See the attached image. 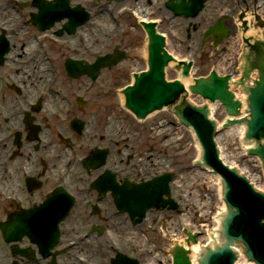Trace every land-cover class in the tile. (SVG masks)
Segmentation results:
<instances>
[{
    "label": "flooded vegetation",
    "instance_id": "obj_1",
    "mask_svg": "<svg viewBox=\"0 0 264 264\" xmlns=\"http://www.w3.org/2000/svg\"><path fill=\"white\" fill-rule=\"evenodd\" d=\"M33 7L18 25L15 9L20 7L16 0H0V90L6 86L15 92V100L23 99L18 108L9 113L6 110L12 106L2 103L4 108H1L0 105V132L6 130L0 136V200L5 205L0 215V260L6 259L3 264H64L68 259L72 264H113L118 254L123 253L137 258L140 264L146 239V234L140 230L145 223L135 226L128 213L118 210L117 191H127L128 186L92 184L106 170L114 173L115 181L120 184L129 179L140 181V127L137 133V127L123 118L119 107V113L111 114L103 107L102 112L97 110L101 122L93 131V123L77 111L79 108L84 111L80 100L82 93L96 86L91 87L87 79L32 75L48 70L47 47L50 46L45 36L48 31L42 32L29 23L40 11ZM8 11L13 16H6ZM30 41L37 49L29 51L28 46L26 52L17 51ZM52 49L63 58L57 45ZM24 58L31 62L30 65ZM72 89L75 90L72 92ZM107 91L112 96L111 90ZM75 118L84 121L82 132L72 127ZM51 123L55 125L50 126ZM24 147L27 154L23 152ZM31 147L37 152L36 158L40 156L44 160L50 155L54 161L61 162L55 168L63 172L56 177L53 175L55 178L49 186L46 185L50 176L45 175V161L41 171L35 174L40 165L31 162L34 155L29 151ZM44 149L51 150L45 151V155ZM20 155L21 161L28 166L21 164L18 172L16 167L10 168L9 163ZM94 158L104 160L98 169H88L82 163V160ZM12 174L16 176L10 183ZM106 177L113 180L110 175ZM100 188L106 191L101 193ZM123 225L126 228L119 230ZM128 234L138 243L125 245L122 239ZM51 241L54 242L49 243ZM153 248L155 250L148 255L150 258L157 249L165 247L154 245ZM159 264H169L165 255Z\"/></svg>",
    "mask_w": 264,
    "mask_h": 264
},
{
    "label": "rangeland",
    "instance_id": "obj_2",
    "mask_svg": "<svg viewBox=\"0 0 264 264\" xmlns=\"http://www.w3.org/2000/svg\"><path fill=\"white\" fill-rule=\"evenodd\" d=\"M142 0H125L124 3H120L117 4L116 2L112 3L111 5H109V8L105 10L106 5H101L97 7V10L99 11L100 8L104 9L102 10V13H97L96 9H93V16L94 19H92L93 21L90 22L89 24L87 23L86 26V31H77V37L76 40L74 39V35L70 36L69 38L73 41V44L76 45H81V57L87 59V61L89 62H94L95 59L93 57L90 56V50L92 48L96 49L98 52H101L102 54L105 53H109V52H113L115 45H119L121 44L122 46H120L121 48L124 47V50L127 51L128 54V58L126 60H124L123 62H121L118 66L112 68V69H104L101 72L100 76H103L100 83L95 87V88H90L88 90V92L86 93H82V96L84 97V99L87 101V104L84 105L83 109L84 111L82 112L79 108V110L77 111L78 114H80L81 116H84L86 118V120L88 122H92V129L93 131H95L96 128V124L101 122V116L100 113L97 112L103 111V107L107 108L106 111L108 110V113L111 114L112 112L115 111V113H119V111H117V107H118V101L116 98L110 96L108 94V89L110 87V85L112 84L113 81H115L116 79H120L121 84H126V83H130L133 81L132 79V72L134 71H138V70H143L145 68H147V59L144 55V50L145 47L147 45V38H146V33L138 26V24L136 23L137 18H135L133 16V18L136 20L132 21L129 17H118L117 19V23L113 22L110 17L108 16V10H112V9H118L121 6H123V4H137L138 2H140ZM163 1L165 0H152L153 5H148L147 6V2L146 0L140 3L142 7H140V11L145 14V15H150V16H164V17H169L170 16V12H159L157 8H159V6H161L163 4ZM100 2L105 3L104 0H100ZM229 5L230 4H224L221 6H217L223 9L228 10L229 9ZM236 4L235 3H231V7H235ZM252 6V3H251ZM155 13H152V12ZM29 12H31V8L30 7H23V8H16L15 9V13H16V24L20 25L21 24V18L22 17H26L28 16ZM7 21V20H6ZM179 21L182 22V20L180 18L176 19V26L174 24V28H175V32L179 33V30H181L180 34L181 36H183V38H177L175 40L170 41L169 40V50L172 53H176L179 56H186V54H189L191 52H198L197 50V45L198 42L195 41V43H190V41H188L187 39L184 38L185 34H187L188 36H192V33L195 32L196 37L199 36V28L203 27V25H198V28H193L191 29L189 27L188 24H181L179 26ZM15 22H10L11 24L15 23ZM98 22H102L101 25H98ZM93 25H95L93 27ZM89 26V28H88ZM82 27V26H81ZM25 28V27H24ZM90 29H94L96 30V32H92L89 36H93L94 38H97L98 40H92L91 43L88 42L89 44L85 45L87 36V32L89 33V31L91 32ZM166 26H164L162 28V30H165ZM93 30V31H94ZM121 31L125 33H128L126 36L124 35L120 40H118L115 36V33H121ZM80 32H83V34H81ZM164 32V31H163ZM74 33V34H76ZM104 36L107 39H104ZM82 38V40H81ZM85 40V41H84ZM178 40V41H177ZM175 41V42H174ZM47 49H49V55L53 57V59L56 61V66L54 68H56L58 75L57 76H67L64 68H59L57 63L61 65V62L63 60H65L64 56H65V52L63 53V59H59V57H61L57 51H55V49H52V46H48ZM38 56L42 57L41 54L39 53ZM200 58V67L198 69L195 70L194 75H202L205 74L206 72H208L209 68H210V63L215 60L214 56L210 55V51H208L206 54H202ZM25 63L29 64L31 62L28 61L27 58H24ZM47 63V62H46ZM47 67H49V63H47ZM59 65V66H60ZM27 66V65H25ZM51 68V67H50ZM230 68H221L220 71L224 72V70H228ZM54 73H48V76H53ZM178 72L176 71V69L174 68H170L168 70V78L169 79H174L177 78L179 75H177ZM86 76V75H84ZM83 78L80 77L78 80H82ZM76 83V82H75ZM73 83V84H75ZM44 84V82H43ZM63 85L66 87L67 84L65 82V80H63ZM69 89V88H68ZM75 89H72V92ZM14 94L15 92L13 90H11L10 88H7L6 86H3L2 89L0 90V105L3 103L4 106H7L8 104L10 106H12L13 108L6 110L7 113L12 112L14 109L18 108V105L20 104V102L23 101V99L21 100H15L14 99ZM64 105V103H63ZM98 106V108L96 109V107ZM1 108H4L1 105ZM49 120V119H48ZM146 123H149L147 125H145L144 127H149L152 125L153 121L155 122H159L161 123L162 121H166L165 123L167 124L168 122L172 123L173 121H175L174 117L171 116L169 114V112H165V111H161L159 113H156L153 115V117H150L149 119L146 120ZM53 122V121H51ZM127 122V121H126ZM2 123V119L0 117V124ZM56 123V122H55ZM128 123V122H127ZM129 124V123H128ZM54 123H51L50 126H54ZM134 125V124H132ZM135 126V125H134ZM141 126L142 124H140V150H142L144 147H142L141 145ZM137 130L136 132H139V127L138 125L136 126ZM162 133L164 132H168V130L166 129H161ZM6 130L3 129L0 132V136L5 134ZM191 133V134H190ZM162 135V134H161ZM180 135H186V136H191L192 139V156L193 158L197 157V155L199 154L197 145H196V139L194 137V134L187 130L185 127L182 126V128H180ZM137 140V139H136ZM148 142H153L154 138L148 136L147 137ZM219 144L221 145V147L226 151V153L228 155H230V160H235L236 162L242 164V165H246L248 164L251 168V172L253 173V171L258 172L259 170L257 169L256 166L252 165V163H254V160H249L247 158H245L242 155V146L240 144L239 138H238V134L236 132H232L231 134H228L226 136H219ZM51 149H44L43 153L45 154V151H50ZM31 151L34 155L33 157H31L32 159V163H36V165H40V168L37 169L35 174H38L41 169H42V165H43V161L46 162V174L47 177L50 176V180L49 182H46V185L49 186L51 185L52 180L56 177V175L60 172H63V170H58L57 168H55L57 166L58 162L57 160H53L52 156L50 155H46V158L44 160L40 159L41 157H35V154L37 153L36 150H34V147H31V149L29 150ZM23 152L25 154H27L25 152V147L23 149ZM161 152H168L167 148L162 145L157 152L153 153L154 156H159ZM12 153V151L10 152ZM9 152L7 154H10ZM152 155V154H151ZM21 157L20 156H16V160L12 159L9 163V167L11 168L12 166L16 167V169L18 170V172L20 171V166L21 164H25L26 166H28V163L26 162H22L21 161ZM63 161V160H61ZM255 168V169H254ZM53 175H55V177H53ZM194 182L195 185H193L194 188H192V194L194 195V198L196 197V200L198 202V200H200V203L203 204L202 209H197L196 207H194L193 211H192V219H193V228H202V224L204 222H207L206 217L203 216V210H207L208 211V206L210 204V202H212L213 200H217L218 199V193H217V187H216V182L215 179L209 175L206 174L204 172H201V170L195 169L193 171V173L191 175L186 176L185 178L182 179L181 187H183V183H188V182ZM21 184H22V179H21ZM179 184V183H178ZM10 191V190H7ZM207 196V197H206ZM1 197V196H0ZM209 199V200H208ZM5 208V205L3 203L2 200H0V215L2 213V209ZM195 209H197V211H195ZM202 212L201 214H198ZM80 211H78V215H79ZM209 219L211 220V218L209 217ZM211 223V221H208ZM146 261V260H145ZM7 262L6 259H1L0 260V264H3ZM147 263H149L147 261Z\"/></svg>",
    "mask_w": 264,
    "mask_h": 264
},
{
    "label": "water",
    "instance_id": "obj_3",
    "mask_svg": "<svg viewBox=\"0 0 264 264\" xmlns=\"http://www.w3.org/2000/svg\"><path fill=\"white\" fill-rule=\"evenodd\" d=\"M186 1L187 0H178L176 4L171 2L170 5L176 12L183 13L197 0H189L190 2L188 4ZM201 2L202 0H198L195 5L198 7ZM148 32L151 37L150 72L142 75L136 85L127 90L128 107L141 118L155 109L161 108L164 104L173 102L178 91H180V87L177 83H164L163 70L164 66L167 64V58L161 55L162 42L158 36L154 34L152 28H149ZM247 38L253 39V36H248ZM148 52L149 50L147 47V59L149 56ZM103 61L105 60L101 58L100 61L92 67L93 70H96L95 72L90 70V73L93 72V76L97 75L99 69L105 65ZM68 68L70 70L73 69L71 65H68ZM87 68H82L81 73L84 71L89 72ZM260 70L262 80L251 95L252 119L249 121L250 131L248 133L249 137L257 139L264 137V63L261 65ZM186 73L187 70L185 71V74ZM131 76L133 79V75ZM193 89L206 97L220 99L224 103H228L231 100V96L227 91L226 79L218 78L215 75L207 80H197V85L194 86ZM122 98L124 102L125 96H122ZM172 108L173 107L166 109L165 112L172 111ZM194 120L197 130L205 144L209 163L223 173L231 188L229 199L234 205L240 208L243 214L242 217L235 219L233 232L236 235L243 234L245 236L250 245L249 254L254 259L264 264V224L261 222L264 218V198L255 194L244 180L237 178L233 173L220 166L211 142L210 128L197 115L194 117ZM252 153L260 155L264 160V145L261 146L260 149L252 151ZM189 248L191 249V246ZM192 256L196 257V255L193 254ZM244 258V256H241L239 259ZM214 264H231V258L229 255H225L218 258Z\"/></svg>",
    "mask_w": 264,
    "mask_h": 264
},
{
    "label": "bare ground",
    "instance_id": "obj_4",
    "mask_svg": "<svg viewBox=\"0 0 264 264\" xmlns=\"http://www.w3.org/2000/svg\"><path fill=\"white\" fill-rule=\"evenodd\" d=\"M243 1H245V3H243ZM241 2L243 4L241 3L242 6H239V8H238V10L241 13V16L239 18H238V15L236 16L237 17V19H236V21H237L236 24L237 25L236 26H237V29L238 30L240 29V33H237L238 35H237V38L236 39L237 40H240V39L245 38V37H248V36L262 37L263 31H264V27L260 25L261 21H258L254 17V15L252 13V9L249 7V0H241ZM3 14H5L4 10H3ZM6 16H13V13L11 11H8L6 13ZM180 38H181V35H180ZM92 40H98V39L97 38H94L93 36H89V41H92ZM26 47H28L29 51H32L35 48L37 49V46L30 41V42L27 43V45L25 44L24 47H18L17 48V51L22 50L23 52H26L25 51V48ZM147 47H148V42H147V45H146L145 50H144V55H145L146 59H147ZM48 72H52V70L49 68V71L47 69L43 70L41 72V75L40 74H37V73L36 74H32V75L36 76L37 78H39L40 76H43L45 78V76L48 74ZM182 81L187 85V84L191 83V78L182 79ZM39 82H41V81H39ZM119 99H120L121 102H123L122 96H120ZM153 115L154 114H151V115H149V117H153ZM242 130L243 129H241V128H234V129H231V130H228V131L224 132L222 134V136H226L228 134H231L232 132H236L237 134L238 133L241 134L242 133ZM176 135L177 134H175L174 137H173V141L174 142H177L178 139H179V138H176L175 137ZM225 157L228 159V155L226 153H225ZM146 163L149 164V161H147ZM14 176H16V175L12 174L9 177L10 183H12V180H14L13 179ZM193 185H195V183L194 182H190L188 184V189L190 190L191 188H194ZM191 201H193V199ZM125 228L126 227L124 225L120 229L118 227L119 230H123ZM131 236H130V234H128V235H126V236L123 237L122 240H123V243L125 245H132V244L138 243V240H135L134 237L133 236L131 237ZM91 245L92 244H89V247L90 248H91ZM184 246H186V245H184ZM197 246H195V245L191 246V250H192V254L193 255H196V253H197ZM0 248L2 249L1 244H0ZM154 250H155L154 248H150V247H147L146 248V251L148 253L149 252H153ZM3 252L5 253V251H3ZM0 256H1V253H0ZM63 259H67V258H63ZM239 260H242L243 262L247 263V259H245V258L244 259H239ZM67 262L69 264H72V262L69 259L68 260H64V264H66ZM159 262H153V264H158ZM247 264H250V263H247Z\"/></svg>",
    "mask_w": 264,
    "mask_h": 264
}]
</instances>
